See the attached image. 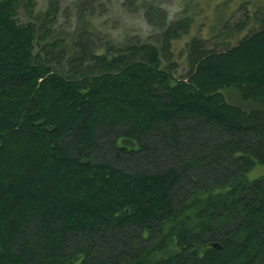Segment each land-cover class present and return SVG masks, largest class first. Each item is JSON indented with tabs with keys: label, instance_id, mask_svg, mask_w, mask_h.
Instances as JSON below:
<instances>
[{
	"label": "trees",
	"instance_id": "trees-1",
	"mask_svg": "<svg viewBox=\"0 0 264 264\" xmlns=\"http://www.w3.org/2000/svg\"><path fill=\"white\" fill-rule=\"evenodd\" d=\"M19 4L0 0V264H264V21L223 52L193 39L178 79L191 19L146 5L161 49L96 47L82 13L57 54Z\"/></svg>",
	"mask_w": 264,
	"mask_h": 264
},
{
	"label": "rangeland",
	"instance_id": "rangeland-1",
	"mask_svg": "<svg viewBox=\"0 0 264 264\" xmlns=\"http://www.w3.org/2000/svg\"><path fill=\"white\" fill-rule=\"evenodd\" d=\"M127 4L128 0H20L17 20L22 25L39 22L43 29L37 51L45 45L48 48L56 45L58 54L61 49L73 51L75 48V33L82 13L96 32L93 40L96 47H105L110 41L126 44L131 41L161 49L162 22L152 10L156 7L164 10V18L168 14L167 23L191 19L189 32L172 43L169 61L163 59L165 67L174 66L178 79L188 73L187 46L193 39L203 42L210 51L223 52L260 30L264 21V0H134L125 7ZM146 5L153 7L150 14L144 12ZM47 12L50 16L44 19ZM238 23L244 25L237 27ZM63 65L67 68L66 61ZM224 95L232 104L241 103L238 94L230 99L227 92Z\"/></svg>",
	"mask_w": 264,
	"mask_h": 264
},
{
	"label": "water",
	"instance_id": "water-1",
	"mask_svg": "<svg viewBox=\"0 0 264 264\" xmlns=\"http://www.w3.org/2000/svg\"><path fill=\"white\" fill-rule=\"evenodd\" d=\"M215 247H217L218 245H214Z\"/></svg>",
	"mask_w": 264,
	"mask_h": 264
}]
</instances>
